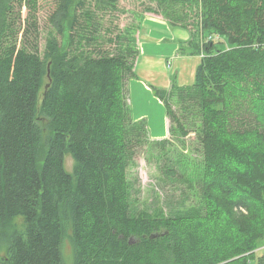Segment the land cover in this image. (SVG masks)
Here are the masks:
<instances>
[{
  "label": "trees",
  "instance_id": "1",
  "mask_svg": "<svg viewBox=\"0 0 264 264\" xmlns=\"http://www.w3.org/2000/svg\"><path fill=\"white\" fill-rule=\"evenodd\" d=\"M84 1L66 46L75 0L53 1L40 55L37 1L0 0V264H64L66 238L72 264H264V0H157L171 28H195L178 53L198 59L190 85L152 88L169 136L188 134L176 103L201 147L203 210L177 218L131 212L127 169L148 141L134 67L78 32Z\"/></svg>",
  "mask_w": 264,
  "mask_h": 264
},
{
  "label": "rangeland",
  "instance_id": "2",
  "mask_svg": "<svg viewBox=\"0 0 264 264\" xmlns=\"http://www.w3.org/2000/svg\"><path fill=\"white\" fill-rule=\"evenodd\" d=\"M37 10L34 19L38 24L39 53L42 55L45 37V18L53 7L54 0H36ZM75 0L70 8V19L65 23L63 46L68 42L70 34L71 18L73 19ZM114 3V6L112 4ZM27 7L21 9V32L25 29L26 36L33 33L30 19L33 15ZM80 24L87 36L97 38L96 46L100 50L109 52L114 56H125L132 62V67L137 62V34L143 16H161L157 0H85L84 8L76 13ZM28 15L29 22H28ZM162 17V16H161ZM163 18V17H162ZM193 17L189 20L191 22ZM192 34L195 28L188 27L187 31ZM21 34V33H20ZM34 43V34L27 38ZM21 35L19 36L20 43ZM26 44V38H25ZM27 50L33 51L35 46L27 45ZM138 52V51H137ZM202 54V53H201ZM200 54V55H201ZM198 62V60H197ZM171 109L178 115L188 134L168 136L162 140H152L149 135L148 141L135 150L134 158L127 169V179L130 184L129 200L131 212L137 216L142 211L153 213L163 211L166 217L177 218L189 214H200L203 210L201 192V147L195 136V120L191 115L181 113L178 104L173 103ZM166 140V142H163ZM64 170L72 174L74 161L70 155L64 157ZM172 168L175 173L170 174ZM23 228V220H13L11 227ZM73 248L66 238L62 245L64 264H72Z\"/></svg>",
  "mask_w": 264,
  "mask_h": 264
},
{
  "label": "crops",
  "instance_id": "3",
  "mask_svg": "<svg viewBox=\"0 0 264 264\" xmlns=\"http://www.w3.org/2000/svg\"><path fill=\"white\" fill-rule=\"evenodd\" d=\"M189 39V32L171 28L161 16L142 17L137 34L138 58L134 77L128 81L127 102L134 121H143L152 140L169 136V120L162 102L152 88L169 90L172 84H191L197 58L178 53L180 44Z\"/></svg>",
  "mask_w": 264,
  "mask_h": 264
},
{
  "label": "water",
  "instance_id": "4",
  "mask_svg": "<svg viewBox=\"0 0 264 264\" xmlns=\"http://www.w3.org/2000/svg\"><path fill=\"white\" fill-rule=\"evenodd\" d=\"M49 66H50V65H48V67H47V78H49V74H50ZM47 87H48V86H46V88H47Z\"/></svg>",
  "mask_w": 264,
  "mask_h": 264
}]
</instances>
